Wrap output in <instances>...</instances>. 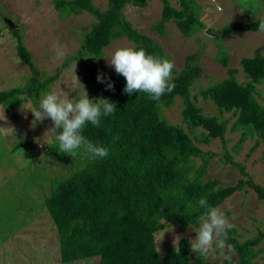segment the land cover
I'll return each instance as SVG.
<instances>
[{
    "label": "trees",
    "instance_id": "trees-1",
    "mask_svg": "<svg viewBox=\"0 0 264 264\" xmlns=\"http://www.w3.org/2000/svg\"><path fill=\"white\" fill-rule=\"evenodd\" d=\"M175 1L178 8L171 6L169 0H161L160 16L151 26L153 30L162 35L163 24L169 20L183 36L202 29L194 0ZM128 4L142 8L147 0H106L104 9L94 6L92 0H53L54 9L61 16L86 11L94 16V21L81 34L75 53L64 59L55 74L42 79L36 77L38 70L17 28L10 30L16 40V54L29 68L30 75L22 85L0 90V106L17 107L21 96L37 104L40 93L57 79L63 66L84 57L99 63L103 47L118 37L130 40L134 49L143 48L153 57L169 59L154 39L126 20L122 9ZM260 24L257 19L233 22L218 31H257ZM190 59L187 56L181 70L172 76L173 91L165 92L158 102L144 92L128 95L122 75L114 72L107 76L105 84L111 82L112 89L102 99L114 103L117 109L113 115L101 116L100 127L88 122L82 130L89 141L108 149L107 157L90 158L82 148L72 157L64 153L76 167L51 183L42 200L56 232L61 262L98 256V264H216L192 252L186 237L158 255L154 234L164 224L184 229L198 223V216L205 211L198 206L201 197L208 200L209 206L217 207L229 195L247 188L264 203V186L254 182L244 165L233 160L224 138L227 120L219 118L224 112L234 116L229 130L242 129L236 145L246 133L255 134L249 151L261 142L264 159V106L255 99L256 84L264 82V55L257 49L251 56L240 58V70L247 79L242 83L235 78V69L227 67L225 52L219 50L217 60L226 67L227 77L199 92L214 104L218 115L203 114L192 101L189 87L200 68L190 64ZM175 97L181 100V120L189 132L197 127L203 129L198 142L220 140L222 162L234 166L241 175L233 184L219 186L214 179H202L208 159L217 155L202 151L181 126L165 121L161 108L171 104ZM24 143L27 147L32 145L30 140L22 139L13 148ZM57 151L50 154L58 156L59 148ZM196 157L200 160L198 166L192 162ZM228 237L227 242L235 247L238 264H264L254 260L262 250L258 244L264 239V228L242 240H237L232 228Z\"/></svg>",
    "mask_w": 264,
    "mask_h": 264
},
{
    "label": "rangeland",
    "instance_id": "rangeland-1",
    "mask_svg": "<svg viewBox=\"0 0 264 264\" xmlns=\"http://www.w3.org/2000/svg\"><path fill=\"white\" fill-rule=\"evenodd\" d=\"M92 3L104 9L106 0H92ZM169 3L178 8L177 1L169 0ZM194 4L203 27L189 36H183L171 20L164 22L162 35L153 30L151 26L160 16L161 0H147L142 8L128 4L122 13L134 28L154 39L174 62L172 76L181 70L185 58L191 57L189 63L200 68L189 87L192 101L203 114L218 115L214 104L203 99L199 92L227 77L226 67L217 60L219 50L225 52L227 67L235 69L234 76L242 83L247 79L240 70V58L251 56L257 49L264 55V31L221 33L218 30L233 22L247 23L257 19L264 23V0H194ZM7 21L17 28L38 70L36 77L42 79L55 74L64 59L75 53L81 34L94 21V16L86 11L61 16L54 9L53 0H0V90L22 85L30 75L29 68L16 54V40ZM57 45L65 53L61 59L56 58ZM121 47L132 48L133 43L124 37L112 39L103 47L99 63L92 57H84L76 61L74 72V61L68 62L59 70L57 79L40 93L37 104L21 96L22 101L17 107L0 106V264H98V256L65 263L59 259L56 232L43 209L42 200L49 193L51 183L70 174L76 166L62 152L58 156L50 154L54 150L58 152L56 137L62 129L53 130L49 118L35 121L31 110L38 109L40 101L50 92L76 100L85 90L93 102L106 97V78L115 72L108 61ZM98 74L103 77V83L98 81ZM255 99L264 106V82L256 84ZM181 109V100L175 97L171 104L161 108V114L167 123L179 125L188 132L202 151L217 155L208 159L202 179H214L219 186L233 184L241 175L234 166L222 162L220 140L198 142L203 129L197 127L189 132L181 120ZM219 118L227 120L224 138L233 160L244 165L254 182L264 186L262 143L249 151L256 135L246 133L243 141L236 145L242 129L229 130L234 116L224 112ZM22 139L30 140L32 145L27 147L24 143L14 149L16 142ZM33 155L36 157L32 158ZM192 162L198 166L200 160L196 157ZM217 207L226 211L237 240L251 237L264 228V203L256 199L251 189L234 192ZM198 228L199 222L184 229H179L176 224H164L154 234L157 254L175 246L181 237H186L191 246ZM258 247L262 250L254 260L264 263V239ZM236 258L233 254L229 260H223L220 250L215 249L206 260L216 264H238Z\"/></svg>",
    "mask_w": 264,
    "mask_h": 264
},
{
    "label": "clouds",
    "instance_id": "clouds-1",
    "mask_svg": "<svg viewBox=\"0 0 264 264\" xmlns=\"http://www.w3.org/2000/svg\"><path fill=\"white\" fill-rule=\"evenodd\" d=\"M259 28L264 31V23ZM64 55L63 48L57 45L56 58L61 59ZM108 62L117 74L125 78L124 91L128 95L144 92L158 102L165 92L170 93L175 88V84L170 83L174 62L167 58L153 57L143 48H117ZM75 66L76 61L73 63V72ZM97 79L104 82L99 74ZM107 87L112 89L111 82ZM116 109L115 104L107 99H96L93 102L84 90V94L76 100L61 98L56 92H50L40 101L39 108L31 111L35 121L49 118L53 122V130L62 129L56 137L60 152L72 157L82 148L90 154V158H105L108 149L89 141L82 135V130L88 122L100 127L101 116L113 115ZM198 206L205 211L198 216L199 228L191 242V251L206 259L215 249H219L222 259L229 260L235 254V247L227 242L228 230L234 227L233 223L224 209L209 206L205 197L198 200Z\"/></svg>",
    "mask_w": 264,
    "mask_h": 264
},
{
    "label": "water",
    "instance_id": "water-1",
    "mask_svg": "<svg viewBox=\"0 0 264 264\" xmlns=\"http://www.w3.org/2000/svg\"><path fill=\"white\" fill-rule=\"evenodd\" d=\"M6 23H7V25H8V28H9L10 30H12L14 26H13L9 21H7Z\"/></svg>",
    "mask_w": 264,
    "mask_h": 264
}]
</instances>
